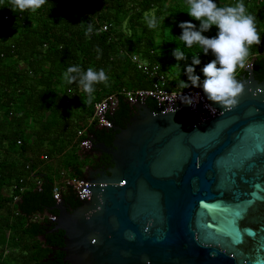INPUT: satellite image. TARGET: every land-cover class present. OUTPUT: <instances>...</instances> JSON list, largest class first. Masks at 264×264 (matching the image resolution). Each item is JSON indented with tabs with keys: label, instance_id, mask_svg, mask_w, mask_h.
I'll list each match as a JSON object with an SVG mask.
<instances>
[{
	"label": "trees",
	"instance_id": "16d2710c",
	"mask_svg": "<svg viewBox=\"0 0 264 264\" xmlns=\"http://www.w3.org/2000/svg\"><path fill=\"white\" fill-rule=\"evenodd\" d=\"M214 2L218 7L243 2L246 13L256 17L261 42L250 47L245 66L252 64L255 79L263 80L264 0ZM10 7L11 0H0V264H66L56 250L63 245V232L53 231L48 220L57 215L52 190L54 184L60 186L61 198L77 207L64 179L82 178L89 163L80 153L78 131L86 128L106 144L112 140V133L90 123L94 104L117 95L109 119L124 127L132 109L121 90L151 89L155 83L131 61L132 55L149 67L158 66L170 91L181 89L179 80L188 83V66L203 82L201 69L215 57L179 39L180 23L199 29V21L187 14L186 0H48L23 12ZM152 16L158 23L150 29L147 18ZM216 33L213 27L202 35L213 38ZM177 47L185 59H175ZM197 54L200 64L192 65ZM75 65L82 72L104 69L109 79L95 84L89 96L78 83L64 79L67 68ZM245 66L236 70L238 82L246 75ZM146 103L157 111L154 100Z\"/></svg>",
	"mask_w": 264,
	"mask_h": 264
},
{
	"label": "water",
	"instance_id": "95a60500",
	"mask_svg": "<svg viewBox=\"0 0 264 264\" xmlns=\"http://www.w3.org/2000/svg\"><path fill=\"white\" fill-rule=\"evenodd\" d=\"M251 66L230 110L204 93L194 106L148 98L157 111L137 97L118 127V98L101 106L96 127L113 137L82 140L86 195L74 193L75 208L59 198L48 216L64 263L264 264V79ZM101 155L110 165L92 166Z\"/></svg>",
	"mask_w": 264,
	"mask_h": 264
},
{
	"label": "clouds",
	"instance_id": "9594fccd",
	"mask_svg": "<svg viewBox=\"0 0 264 264\" xmlns=\"http://www.w3.org/2000/svg\"><path fill=\"white\" fill-rule=\"evenodd\" d=\"M46 2L48 0H11L10 9L13 12L35 11ZM186 3L188 5L187 14L192 19L199 21V29L197 30L190 22H182L178 25L182 30L179 39L189 48L193 44H198L203 55H207L211 51L215 59L201 69L205 77L203 82L200 81L199 76L193 74L194 67L188 66L185 69L188 83L179 80L178 86L182 90L190 86L201 88L208 101L222 109L230 110L237 105V98L243 91V85L236 79V70L238 67L245 66L250 47L254 44L259 45L261 42V37L255 26L256 17L246 13L243 2L222 7H218L214 0H186ZM52 7L53 5H50V9ZM157 23L155 16L147 18V26L150 29L155 28ZM159 23L162 24V21ZM213 27L217 29L215 37L207 38L202 35ZM87 31L89 33L92 31L90 24ZM199 54L192 57V65L200 64ZM173 56L177 61L186 58L179 47L174 50ZM173 67L180 70L179 64ZM64 79L69 84L78 83L90 96L94 92L93 86L98 83H106L109 77L104 69L96 71L88 68L87 71L82 72L80 66L75 65L67 68ZM198 99L199 94L195 96L180 95L181 102L186 106H194ZM205 107L211 113L216 110L208 104Z\"/></svg>",
	"mask_w": 264,
	"mask_h": 264
},
{
	"label": "built area",
	"instance_id": "2783aa9c",
	"mask_svg": "<svg viewBox=\"0 0 264 264\" xmlns=\"http://www.w3.org/2000/svg\"><path fill=\"white\" fill-rule=\"evenodd\" d=\"M5 19H7V17H5ZM102 29L105 31L107 27L104 26ZM130 58H131V61L136 64L138 69H141L150 78L155 79V83H154L153 88L151 89H138V90L122 89L120 94L128 102L135 100L137 97H142L145 99H148V98L158 99V98H168L170 96L180 97V95L195 96L197 94L200 95L201 93H203L201 88H192V89H185V90L179 89V90H172V91L167 90L164 88V85H165L164 77L165 76L162 72L159 71L158 66L149 67L146 63H141L140 61H138L136 55H132ZM117 98L118 96L113 94L95 103L93 106V112L91 115L90 123L94 122L96 126H101L102 121L100 117L98 116V112L100 111L101 106L109 102V100L111 103H114ZM87 135H88V132L86 128H83L80 131H78V136L81 137V141L79 143L81 154H83V151L85 148L84 144L82 143V140L86 139ZM43 159H45V157ZM80 180L81 178H76V177L65 178L64 186L70 188L74 193L78 194L79 198H82L83 196L86 195V193L82 190V186H89V184H82ZM36 184L37 186L41 185L40 181H37ZM52 193H53V199L55 201L59 200V198H61L60 186H58L57 184H54ZM16 199L17 198H15V200ZM48 220H49V217H48Z\"/></svg>",
	"mask_w": 264,
	"mask_h": 264
},
{
	"label": "flooded vegetation",
	"instance_id": "af4514ba",
	"mask_svg": "<svg viewBox=\"0 0 264 264\" xmlns=\"http://www.w3.org/2000/svg\"><path fill=\"white\" fill-rule=\"evenodd\" d=\"M109 132V131H108ZM109 133H111V132H109ZM101 142H104L105 143V141H101ZM111 143V142H110ZM110 143H108V144H106V145H110ZM91 164V163H90ZM110 165V161H109V159H108V157H106L105 155H101L100 157H99V160L96 162V163H92V166H95V167H99V166H104V167H107V166H109Z\"/></svg>",
	"mask_w": 264,
	"mask_h": 264
},
{
	"label": "rangeland",
	"instance_id": "374dc122",
	"mask_svg": "<svg viewBox=\"0 0 264 264\" xmlns=\"http://www.w3.org/2000/svg\"><path fill=\"white\" fill-rule=\"evenodd\" d=\"M249 65V64H248ZM247 66V65H246Z\"/></svg>",
	"mask_w": 264,
	"mask_h": 264
},
{
	"label": "crops",
	"instance_id": "0c3cea01",
	"mask_svg": "<svg viewBox=\"0 0 264 264\" xmlns=\"http://www.w3.org/2000/svg\"><path fill=\"white\" fill-rule=\"evenodd\" d=\"M85 170V169H84Z\"/></svg>",
	"mask_w": 264,
	"mask_h": 264
}]
</instances>
